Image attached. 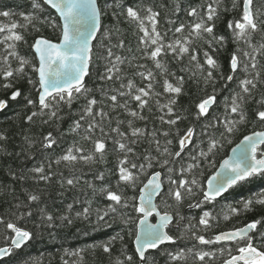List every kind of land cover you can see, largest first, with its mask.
Masks as SVG:
<instances>
[{"label":"snow or ice","instance_id":"obj_1","mask_svg":"<svg viewBox=\"0 0 264 264\" xmlns=\"http://www.w3.org/2000/svg\"><path fill=\"white\" fill-rule=\"evenodd\" d=\"M223 0H210L200 8L191 7L187 11V16L194 18L190 23H180L179 26L170 28L168 31L173 33L171 39H165L167 32L162 33L158 29L159 16L158 11L152 7L127 6L120 13L125 16L128 23L135 25V33L137 35L138 48L141 53L140 59L150 60L157 72L148 68L146 64L136 63L133 61L135 56L128 57L116 54L113 49H125L126 44L123 38H119L116 44H111L110 36L112 29L105 30L102 24L103 10L98 5L97 0H32V12L27 14L20 13L24 23H18L10 18L14 15L9 11L0 12V16L9 18L8 23L0 22V78L4 89L13 88V80L23 78L27 66H31L32 70L37 73L38 80L34 82L28 79L29 84L38 83V110L32 111L26 117L28 122H32L37 116H47L50 120L62 119L59 115L61 107L67 105L69 108L73 102L83 97L85 104L81 109L78 119H75L69 127V133H77L85 142L92 145L90 151L85 152L83 145L74 142L67 148L63 155L59 156L54 163L59 165L62 162L66 166L74 167L79 162L92 163L104 162L108 149L106 147L108 139L113 142L112 151L117 154V174L116 190H112L111 185L104 184L97 187L88 183V187L94 192L98 191L108 201V205L103 210H97V220L104 221L110 214H116L118 208L131 209L133 212L140 214L137 231L135 234V253L141 264H149V258L146 253L149 249H158L166 243H175L172 235H169L166 229L172 222L173 216L168 211L161 212L159 205L155 203L157 197L165 204L166 207H172L168 204V200H173L176 205L181 204L185 199L195 197L199 192L202 200L196 201L188 205L189 208H201L203 203H211L217 197L222 196L240 181H245L249 177L264 176V152L258 156L260 145H264V131L253 132L250 136H245L243 141L233 149V157L224 160L220 165L221 171L212 176L207 181V189L205 190L195 176V170L200 167L202 158H207L216 149L219 141L214 137H209L207 150L199 149L198 153L189 156L190 162L180 163L179 169L175 164L184 159L183 153L189 144L192 143L195 130L192 127L187 128L183 135L177 130L178 150L171 151L168 147L173 143L172 140L166 139L165 145L161 147L160 140L157 139V131L149 132L146 128L136 127L135 120L146 121L147 117L142 113L148 108L151 111L150 103L154 102L157 109L163 113L158 117L161 124L169 126V130L160 132V135L167 138L171 135V128L177 125V122L183 117L178 115L174 109L176 98L183 90L184 77L176 76L168 70L166 57L171 55L176 60H182L185 55L188 57L190 65H193L197 71H193L192 75L196 76L197 72L203 77L205 86L211 84L213 86L212 94H208L201 98L196 105L198 109L196 113L197 119L208 117L211 110L217 105L216 95V78L213 70L220 68L218 61L205 50L203 52L205 64L199 62L200 49L196 46L199 41H203L213 51H216V45L223 48L226 43L224 35H216L214 33L215 20L220 17L221 4ZM254 0H243V11L240 19L229 20L227 28L231 30L232 40L238 46L231 54L229 61V74L225 77L221 72L220 78L225 80V87L228 82L236 80L237 74L242 72L243 78L237 81L239 91L233 90L229 97H225L224 115L215 116L205 125L216 128L218 124L223 125V132L220 133L222 138L231 135L235 131L238 123L246 121L244 105L248 100L253 99V90L258 85H264L262 73L264 67L261 66L258 57H264V11L260 8H254ZM44 6L55 11L58 14L60 23L56 20L44 17L43 19L37 15L43 11ZM235 0L233 8H235ZM115 7L120 8L119 0ZM229 9L224 8L223 11ZM203 12V15L201 14ZM114 16L118 14L113 13ZM39 20L41 23H47L53 30L59 29V36L56 42L44 37L37 38L31 45L38 58V66L32 65L31 61L21 55L17 50L20 42H24V36L16 31L18 28L27 29L29 25L35 27L34 21ZM169 24L174 25L175 21L168 20ZM38 30V29H37ZM116 33L120 32L117 27ZM98 34L102 39L98 40ZM259 34L260 39L254 42V37ZM93 41H98L99 49L97 59L103 60V72L98 74L101 81H120L118 88L105 90L101 88V100L92 95V89L88 88L85 83V77L89 76L90 65L93 60ZM107 41V43H105ZM244 47H239L240 44ZM131 51V49H129ZM16 61L17 66L14 68L12 62ZM136 69L134 76L140 77L143 86L137 85L135 79L126 76L124 65ZM207 65L206 75L204 68ZM183 71V69H182ZM157 75L162 78V84L157 80ZM171 78V79H170ZM126 81V82H125ZM160 84L162 92L155 90L156 85ZM22 95L19 88L11 92L10 100H16ZM166 97L167 102L161 103V98ZM109 101L105 105L104 100ZM130 102L136 103V109L130 107ZM258 104L262 106V110H258L255 115L260 122L264 123V96L261 97ZM28 105H36V101L27 98ZM8 106V99H0V110ZM105 107L112 111L121 109L127 113L131 119L127 120L128 132L121 131V125L125 121L117 120V126L106 131L104 123L107 120L111 123L109 112L105 111ZM167 117V118H166ZM174 117V118H173ZM83 132L80 133V130ZM97 132L99 135L97 136ZM115 134L114 136L112 134ZM148 139L149 144H155V150L158 155L154 156L147 149L143 154H138L135 145L142 139ZM5 139L0 135V140ZM43 147L52 148L57 144V139L49 132L44 138ZM163 157V158H161ZM52 163L47 165L48 172L42 164L32 169L38 174L39 179L43 181L51 180L54 173L51 172ZM158 166L166 170L167 187L162 179V171H154L147 178L146 183L141 180L148 169ZM190 177V178H186ZM79 177H63L61 174L60 184L64 187L75 186L79 183ZM96 179L105 180V174L100 172ZM139 187L138 196H127L126 189L135 192ZM30 201L38 200L37 195H30ZM242 208L229 207V213L239 214L240 212L250 211L254 204L264 206V192L256 194V198L246 199L241 202ZM19 208V205H16ZM71 209L72 205H68ZM44 210L41 209V212ZM155 214L159 217L158 223L151 224L148 222L149 216ZM178 214V213H177ZM27 215H31L28 212ZM77 217L87 219L90 215V206L85 207L82 212H78ZM127 217L125 222H130L132 217L125 213L122 218ZM214 217L209 211H203L199 217L198 225L204 229L212 227L211 221ZM228 219V215L224 216ZM46 219L51 226L53 216L46 214ZM62 219L67 220L68 224L72 220L65 216ZM184 219V217H180ZM0 224H3L6 230L14 235H6L5 239L9 242L8 247H0V256L8 255L13 249H20L26 242L33 238V234L26 229L18 227L12 220H6L0 216ZM262 224V220H253L242 228H234L232 230L216 234L213 238L207 239L204 235L193 233L194 238L201 245H214L221 242H232L237 244V254H232V249H227L229 258L224 264H264V250H261L254 244V238L251 235L257 230V226ZM110 227L111 225L108 224ZM196 227L189 223L187 228ZM261 239L264 240V233H260ZM117 237H111L106 243L99 245L105 253H110L111 244ZM123 240V237H120ZM241 241L246 243L241 244ZM95 247V246H93ZM188 249V252H191ZM221 254L225 248H220ZM172 261H181L186 258L185 251L181 249L176 253H168ZM197 260L204 262L205 258L212 259L215 252L197 251L194 253ZM116 264H134L133 256L127 255L125 260H117Z\"/></svg>","mask_w":264,"mask_h":264},{"label":"trees","instance_id":"obj_2","mask_svg":"<svg viewBox=\"0 0 264 264\" xmlns=\"http://www.w3.org/2000/svg\"><path fill=\"white\" fill-rule=\"evenodd\" d=\"M99 6L103 10L102 24L107 29H112L110 36L111 44H116L119 38L125 40V49H113L118 55L132 57L136 59L133 64H146L148 68L157 72L150 60L140 59L141 53L137 51V35L135 33V25L127 22L124 15L120 14L127 6L152 7L153 10L160 13L158 29L164 33L167 32L165 39H171L173 33L168 31L170 28L179 26L180 23H190L194 18L187 16V11L191 7L200 8L210 0H119L120 8L115 7L117 0H98ZM234 0H223L221 4L220 17L215 20L214 33L216 35H224L226 43L223 48L216 45L217 50L213 51L203 41L197 43L200 49L198 57L199 62L203 65V52L209 51L211 55L218 61L220 68L213 70V75L216 78V95L217 105L211 110L208 117L197 119L196 113L198 109L196 105L201 98L208 94H212L213 86L211 84L205 86L203 77L197 72L196 76L192 75L193 71H197L193 65L189 64L188 57L182 60H176L171 55L166 57L168 70L175 73L176 76L184 77V86L182 93L176 98L174 109L178 115L183 117L177 122V125L171 128V135L167 138L160 135V132L169 130V126L161 124L158 117L162 115L154 102L150 103L151 111L146 108L143 115L147 117L146 121L135 120L136 127L146 128L149 132L157 131V139L160 140L161 147L165 145V140H172L169 145L171 151L178 150L177 130L183 135L184 131L192 127L195 130L192 143L187 146L183 153L184 159L175 164L179 169L180 163L190 162L189 156L198 153L199 149L207 150L209 137H214L219 141L216 149L207 158H202L200 167L195 170V176L203 188L206 190V181L208 177L215 171L220 161L227 156L231 147L236 144L244 135L257 131L264 130V123L260 122L255 113L262 110V106L257 103L264 96V85H258L257 89L253 90V99L247 101L244 105L246 121L238 123L235 126V131L226 138H222L220 133L223 132V125L218 124L216 128L208 127L207 125L213 117L224 115L225 97H229L233 90L239 91L237 81L243 78V73L237 74L236 80L227 83L220 78L221 72L226 77L229 74V61L231 54L236 50L237 44L233 42L231 30L227 28L229 20L240 19L243 11V0H235V8H233ZM254 8H260L264 11V0H254ZM224 8L229 9L223 11ZM9 11L14 15L10 18L18 23H24L20 13L32 12V0H0V12ZM116 12L118 15L114 16ZM203 15V12H201ZM41 19L49 17L56 20L59 24L57 13L54 10L44 6L43 11L37 13ZM175 21V24H169L168 20ZM0 22L8 23L9 18L0 16ZM35 27L31 25L28 28L16 31L24 36V42H20L17 46L19 53L27 57L32 65L38 66V58L31 47L36 38L42 36L52 40H58L59 29L53 30L47 23H41L39 20L34 21ZM120 29L119 33L115 32L116 28ZM38 29V30H37ZM102 37L98 34V40ZM260 39L259 34L254 37V42ZM107 43V41H105ZM239 47H244L241 43ZM3 45H0V50ZM99 49L98 41L94 42L93 60L90 65V75L87 76L85 83L88 88L92 89V95L97 100H101V88L110 90L118 88L120 81H101L98 74L103 72L104 61L97 59ZM131 49V51H129ZM260 64L264 67V57H258ZM13 67L17 66L16 61L12 62ZM126 76L135 79L137 85L143 86L140 77L134 76L135 68L129 67L127 64L123 66ZM183 69V71H182ZM207 65L204 68V74L207 72ZM31 78L34 82L38 80L37 73L32 70L31 66H27L23 78L13 80V88L4 89L5 81L0 78V99H8V106L0 110V135L5 139L0 140V216L6 220L14 221L18 227L28 230L33 234V238L26 242L20 249H13L10 255L0 258V264H116L117 260H125L127 255L133 256L134 264H139V258L135 253V234L139 222L138 213L129 209H120L116 214H110L104 221L97 220V210L101 214L108 205L109 201L98 191L94 192L88 187V183L94 184L97 189L104 185H111L112 190H116L118 179L117 174V154L112 151L113 142L111 139L107 141V155L104 162L84 163L79 162L74 167L66 166L63 162L59 165L54 161L67 150L74 142H79L85 148V152L91 150L92 145L89 142L82 140L81 135L77 133H69V127L75 119L79 118L81 109L85 104L83 97L75 100L69 108L63 105L59 112L62 119L50 120L48 123H43V120L48 119L47 116H37L32 122H28L26 117L32 111L38 110V83L29 84L28 79ZM171 79V78H170ZM264 79V73H262ZM157 80L162 84V78L157 75ZM126 82V81H125ZM19 88L22 95L16 100H10L11 92ZM156 91L162 92L160 84L156 85ZM27 98L36 101V105H28ZM167 98L162 97L161 103H166ZM104 104H109V101L104 100ZM130 107L136 109V103L130 102ZM105 111L109 112L111 123L106 120L104 127L106 131L117 126V120L125 121L121 125V131L128 132L126 121L131 119L121 109L112 111L105 107ZM167 118V117H166ZM174 118V117H173ZM52 132L53 137L57 139V144L50 149L43 147V138ZM83 129L80 130V133ZM99 135V132L96 134ZM115 135L114 133L112 134ZM135 150L138 154H143L147 149L152 155L158 153L155 150V144H149L148 139H142L136 144ZM264 151V145L259 148L258 155ZM163 158V157H161ZM52 163L51 172L54 173L51 180L43 181L39 179L38 174L32 171L33 168L40 165L45 166L46 173L48 172L47 165ZM154 171H162V177L167 187L166 170L158 166L148 169L146 174L141 177V180L146 183L147 178ZM105 174V180L99 181L96 179L98 173ZM61 174L63 177H79V183L75 186L61 187ZM190 178V177H186ZM140 184L135 192L131 189H126L127 196H138ZM264 192V176L249 177L245 181H240L234 185L224 196L211 203H203L201 208H189L188 205L202 200V195L198 192L195 197L185 199L181 204L176 205L173 200H168V204L172 207H166L159 197L157 204L160 210L168 211L174 215V220L168 229L170 235L175 239V243H167L160 246L158 249L150 250L146 256L149 258V264H224V261L229 258L227 249L231 247L232 254H237V244L232 242H224L214 245H201L193 236L204 235L205 238L211 239L216 234L237 227H241L253 220H262V224L257 226V230L251 233L254 238V244L261 250H264V240L261 239L260 233H264V206L254 204L252 209L239 214L229 213V207L242 208V201L256 198V194ZM30 195H37L38 200L30 201ZM16 205L20 207L17 208ZM68 205H72L69 209ZM90 206V215L87 219L77 217L78 212H82L85 207ZM41 209L44 211L41 212ZM203 211H209L214 217L211 221L212 227L204 229L198 225L199 217ZM31 212V215H27ZM127 213L132 217L130 222H125ZM178 213V214H177ZM46 214L53 216L51 226L46 219ZM228 215V219L224 216ZM69 217L72 220L68 224L67 220L62 217ZM184 217V219H180ZM191 223L196 227L187 228ZM108 224L111 226L109 227ZM6 235H14L10 230H6L3 224H0V247L10 246L6 241ZM111 237L117 239L111 244L110 253H105L99 245L106 243ZM123 237V240L120 239ZM241 244L246 241H241ZM95 246V247H93ZM220 248H225L223 254L219 251ZM183 249L186 258L181 261H172L168 255L169 252L176 253ZM191 249V252H188ZM197 251H212L215 252V257L212 259L205 258L204 262L196 259L194 253Z\"/></svg>","mask_w":264,"mask_h":264},{"label":"water","instance_id":"obj_3","mask_svg":"<svg viewBox=\"0 0 264 264\" xmlns=\"http://www.w3.org/2000/svg\"><path fill=\"white\" fill-rule=\"evenodd\" d=\"M97 2H98V5H99V1L97 0ZM58 15V14H57ZM40 37H42V36H40ZM40 37H38V38H40ZM44 38H46V37H44ZM37 39V38H36ZM46 39H48V38H46ZM49 40H51V39H49ZM53 42H56V41H54V40H52ZM94 42L95 41H93L92 43H93V45H94ZM34 50V49H33ZM86 78L87 77H85V80H86ZM260 131H264V130H257V131H253V132H260ZM253 132H250V133H248V134H246V135H244L236 144H234L232 147H231V149H230V151H229V153L227 154V156H225L221 161H220V163H219V165L217 166V168L215 169V171L208 177V179H207V181L212 177V176H214V175H216V173L217 172H220L221 171V168H220V165L223 163V161L224 160H229V159H231L232 157H233V155H234V153H233V149H235L236 147H237V145L238 144H240L242 141H243V139H244V137L245 136H250ZM263 145H260L259 146V148L260 147H262ZM264 152V151H263ZM257 155H258V153H257ZM162 179H163V177H162ZM207 181H206V189H207ZM231 189V188H230ZM230 189H228V191L230 190ZM227 191V192H228ZM226 192V193H227ZM226 193H224L222 196H224ZM222 196H220V197H217L216 199H219V198H221ZM158 198V197H157ZM157 198H156V200L154 201L155 203H157ZM153 217H155V221H153L152 219H153ZM158 221H159V217H157L155 214H153L152 216H149V218H148V222L149 223H151V224H155V223H158ZM173 221V220H172ZM139 223V222H138ZM172 223V222H171ZM171 223L168 225V228L166 229V231H168V229H169V227H170V225H171ZM244 227V226H243ZM239 228H242V227H239ZM138 230V229H137ZM229 230H232V229H229ZM229 230H225V231H222V232H226V231H229ZM169 233V232H168ZM221 233V232H220ZM170 235V234H169ZM167 244V243H166ZM134 245H135V240H134ZM162 246V245H161ZM8 247V246H7ZM150 250H154V249H149L148 251H150ZM10 254V253H9ZM8 254V255H9ZM147 254V253H146ZM8 255H4V256H0V258H3V257H5V256H8ZM139 264H141V262L139 261Z\"/></svg>","mask_w":264,"mask_h":264},{"label":"bare ground","instance_id":"obj_4","mask_svg":"<svg viewBox=\"0 0 264 264\" xmlns=\"http://www.w3.org/2000/svg\"><path fill=\"white\" fill-rule=\"evenodd\" d=\"M157 200H158V198H157ZM170 214H172V213H170ZM172 216H173V220H174V215L172 214ZM153 221H155V217H153V219H152ZM172 223H173V221H172ZM171 223V224H172ZM246 225V224H245ZM245 225H243V226H245ZM171 226V225H170ZM243 226H241V227H243ZM237 228H239V227H237ZM234 229V228H233ZM221 243H224V242H221ZM135 246V245H134Z\"/></svg>","mask_w":264,"mask_h":264}]
</instances>
